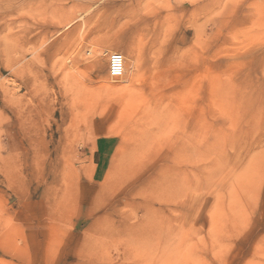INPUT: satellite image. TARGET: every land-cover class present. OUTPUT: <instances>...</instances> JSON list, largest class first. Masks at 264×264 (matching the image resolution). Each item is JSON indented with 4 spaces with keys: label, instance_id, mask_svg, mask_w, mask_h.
<instances>
[{
    "label": "rangeland",
    "instance_id": "1",
    "mask_svg": "<svg viewBox=\"0 0 264 264\" xmlns=\"http://www.w3.org/2000/svg\"><path fill=\"white\" fill-rule=\"evenodd\" d=\"M0 264H264V0H0Z\"/></svg>",
    "mask_w": 264,
    "mask_h": 264
},
{
    "label": "built area",
    "instance_id": "2",
    "mask_svg": "<svg viewBox=\"0 0 264 264\" xmlns=\"http://www.w3.org/2000/svg\"><path fill=\"white\" fill-rule=\"evenodd\" d=\"M109 59V70L111 76H118L121 73H119L120 70L124 68L125 64V58L121 53L113 52L108 54Z\"/></svg>",
    "mask_w": 264,
    "mask_h": 264
},
{
    "label": "bare ground",
    "instance_id": "3",
    "mask_svg": "<svg viewBox=\"0 0 264 264\" xmlns=\"http://www.w3.org/2000/svg\"><path fill=\"white\" fill-rule=\"evenodd\" d=\"M57 3V2H56ZM54 24V23H53ZM46 27V26H45ZM77 30V29H76ZM83 32V31H82Z\"/></svg>",
    "mask_w": 264,
    "mask_h": 264
}]
</instances>
